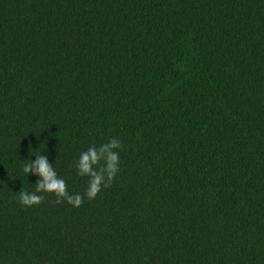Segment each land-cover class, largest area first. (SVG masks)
<instances>
[{"label": "trees", "instance_id": "16d2710c", "mask_svg": "<svg viewBox=\"0 0 264 264\" xmlns=\"http://www.w3.org/2000/svg\"><path fill=\"white\" fill-rule=\"evenodd\" d=\"M112 137L95 199L18 202ZM0 264H264V0H0Z\"/></svg>", "mask_w": 264, "mask_h": 264}, {"label": "clouds", "instance_id": "9594fccd", "mask_svg": "<svg viewBox=\"0 0 264 264\" xmlns=\"http://www.w3.org/2000/svg\"><path fill=\"white\" fill-rule=\"evenodd\" d=\"M120 148L122 142L112 137L108 142L99 146H89L80 153L74 167L77 176L88 177V186L83 195L70 194L65 180L58 176L47 156L37 154L35 160H28L22 169L25 174L32 173L38 176L35 191H20L18 202L22 206L32 207L44 202L46 197L43 194H51L55 197L56 204L66 201L73 207H79L84 203L85 197L89 201L95 199L102 187H111L119 171L120 156L116 150Z\"/></svg>", "mask_w": 264, "mask_h": 264}]
</instances>
